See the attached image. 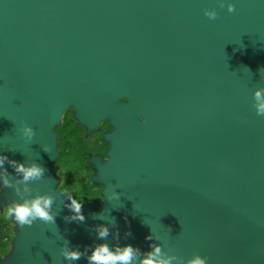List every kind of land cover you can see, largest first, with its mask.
I'll list each match as a JSON object with an SVG mask.
<instances>
[{
  "label": "water",
  "instance_id": "95a60500",
  "mask_svg": "<svg viewBox=\"0 0 264 264\" xmlns=\"http://www.w3.org/2000/svg\"><path fill=\"white\" fill-rule=\"evenodd\" d=\"M221 2L0 0L2 184L19 164L43 169L2 200L48 198L55 218L17 223L5 264H88L101 245L138 249L132 264L156 246L172 264H264V0ZM67 107L89 132L108 116L115 127L95 162L105 202L83 222L45 175ZM65 246L86 255L66 260Z\"/></svg>",
  "mask_w": 264,
  "mask_h": 264
},
{
  "label": "rangeland",
  "instance_id": "374dc122",
  "mask_svg": "<svg viewBox=\"0 0 264 264\" xmlns=\"http://www.w3.org/2000/svg\"><path fill=\"white\" fill-rule=\"evenodd\" d=\"M125 102L126 100H119L118 103L124 104ZM114 131L113 119L108 116L89 132L86 127L78 125L74 111L68 107L61 111L57 125L51 130L56 138V155L51 165L45 168L47 180L56 183V191L62 197L69 199L70 202L73 199L80 201L81 208L93 204L95 213L100 211L105 202L103 192L100 195L104 198V202L101 199H90L89 197L94 195V190H104L109 184L97 185L95 183L98 173L95 162L101 165L107 163L111 142L106 139V136L111 135ZM58 160L61 161L59 167L56 166ZM19 165H23L25 168L31 167L29 161ZM2 179L0 173V217H5L6 208L15 206L17 203L5 202L2 200V196L10 194L19 184L30 180L24 181L22 174L17 171L11 185L4 186ZM61 186L70 191H61ZM5 218L8 221V237L3 239L2 243L5 245L0 247V264H5L14 257V241L19 229L13 216ZM0 235L3 236L2 228Z\"/></svg>",
  "mask_w": 264,
  "mask_h": 264
},
{
  "label": "clouds",
  "instance_id": "9594fccd",
  "mask_svg": "<svg viewBox=\"0 0 264 264\" xmlns=\"http://www.w3.org/2000/svg\"><path fill=\"white\" fill-rule=\"evenodd\" d=\"M221 7H224L223 0L220 4ZM227 10L229 13L235 11V6L232 3L227 4ZM209 19H216L217 13L212 10H206L204 13ZM256 104V114L259 116H264V89H258L254 93ZM25 133L28 136L32 135L31 129H25ZM7 159L6 156H0V166L3 165V162ZM61 161H56V166H60ZM16 171L21 173L24 181H28L31 179L39 178L43 169L33 165L32 167L25 168L23 165H18L16 167ZM5 185H7V181L5 180ZM61 191L67 192L69 189L63 188L61 186ZM103 189L94 190V195L89 198H98L104 202V198L101 197L100 193L103 192ZM50 205L51 200L48 198H37L33 200L30 204H17L15 206L7 207L5 210V217L13 216L15 221L21 226H31L32 222L39 218L45 223H54L55 218L50 214ZM82 203L76 199L71 201V211L75 213V215L68 217L66 219L69 222L73 220L84 221V216L81 214ZM97 233L99 238H106L109 234L108 228L106 226H99L97 228ZM151 236L146 237V239H151ZM87 249L84 252L80 250H73L67 246L64 247L62 251V255L66 260L76 261L81 259L82 256L86 255ZM139 250L133 249L131 245H125L122 249H118L116 252L110 251L107 245H101L93 249L91 256H86L88 264H132L135 260ZM160 249L158 246L153 247L152 252H149L146 258L142 261V264H172V258L169 259H157L159 256ZM186 264H207V258H202L199 255L194 256L191 260H188Z\"/></svg>",
  "mask_w": 264,
  "mask_h": 264
},
{
  "label": "trees",
  "instance_id": "16d2710c",
  "mask_svg": "<svg viewBox=\"0 0 264 264\" xmlns=\"http://www.w3.org/2000/svg\"><path fill=\"white\" fill-rule=\"evenodd\" d=\"M65 123H66V121H64ZM65 123H64V125H65ZM63 125V126H64ZM2 228V232H3V236L2 235H0V247L1 246H4L5 244L4 243H2V241H3V239L4 238H6V237H8L7 236V234H8V221H7V219L5 218V217H0V229Z\"/></svg>",
  "mask_w": 264,
  "mask_h": 264
}]
</instances>
